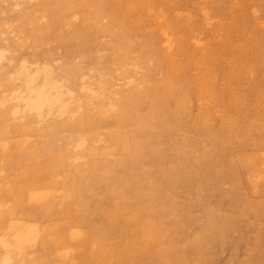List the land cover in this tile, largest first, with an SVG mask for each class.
<instances>
[{
	"label": "rangeland",
	"instance_id": "374dc122",
	"mask_svg": "<svg viewBox=\"0 0 264 264\" xmlns=\"http://www.w3.org/2000/svg\"><path fill=\"white\" fill-rule=\"evenodd\" d=\"M42 2L43 0H0V82L16 75L18 77L21 67L22 70H31L37 65L48 64L55 73L59 72L60 78L74 72L76 79H84L89 90H105H99L105 102L112 94L122 96L128 91L133 93L135 70L146 76V81L138 84L144 90L152 82L159 83L164 76V68L157 64V59L168 38L165 32H161L160 28L158 30L159 25L155 21V14L160 12L166 17L182 48L173 56L175 61L185 65L181 72L182 80L202 72L204 74L200 75L212 80L208 79L213 85L211 92L202 101L195 94L192 84H184L187 96L182 100L183 104L171 98L164 105L169 110L165 107L164 111L153 114L151 124H146L148 128L134 124V127L142 129L143 133L140 134L145 137V141L152 144L147 157L150 159V166L145 163L147 159L140 160V163L151 174L150 188L156 185V191L151 190L152 198L148 201L150 206L153 204L151 214L156 219L163 220L160 229L166 231L165 245H169L171 250L167 256L156 254L157 246H154L152 252H134L132 246H126L123 242L128 233L138 234V228L130 224L127 230L122 225V218L118 217L119 211L114 220L106 211L107 206L105 209L99 207L100 211H94L90 219L95 220L101 229L106 228L105 233L109 235L106 241L112 248L121 251L123 259L115 258L117 262H113L264 264V0H149L146 9L123 18L127 28L124 33L121 29L118 32L108 30L106 25L82 26L78 22V26L73 29H63L62 37L57 38L54 36L58 32L57 27L55 31L39 33L44 24L38 20L37 25L35 24L37 28L32 31L36 39L21 42L14 48L12 39L8 40L6 37L7 28L14 25L26 33L29 18L41 13ZM51 5L52 2L49 3ZM105 6L108 7V4ZM28 12L30 13L27 15ZM41 36L45 39H39ZM201 48L210 49L206 51V54L209 53L208 60ZM124 57H127L124 64H119V60ZM140 58H143L142 61ZM137 60L142 62V68H138ZM79 85L80 82L76 81L74 88ZM140 105L138 111L145 114L146 103ZM178 105H184L185 108L177 109ZM109 121H106L107 124L105 122L107 126L104 127L110 126ZM157 123L160 124L159 127L156 126ZM126 127L129 130L134 128L131 124ZM146 131L151 132L148 134ZM120 166L116 168L117 173H123L128 168L127 164ZM171 167L174 169L171 170ZM73 177L76 181L79 179V176ZM85 194L91 199L90 192ZM96 194V201H90L91 205L98 202V205L105 204L110 197L108 192H104V195L101 192ZM34 221L38 226L50 223L42 215H36ZM83 227V231L89 230L87 224ZM121 231L124 232L123 236L120 235ZM90 246L87 241L79 246L80 249L78 246L74 247L67 259L70 263H66L100 264L101 261L91 257ZM2 251L0 243V256ZM27 251L37 256L41 252V246L39 243L35 244ZM133 253L135 256H132ZM45 261V264H62L50 254H46L42 262ZM42 262L35 260L33 264Z\"/></svg>",
	"mask_w": 264,
	"mask_h": 264
},
{
	"label": "bare ground",
	"instance_id": "6f19581e",
	"mask_svg": "<svg viewBox=\"0 0 264 264\" xmlns=\"http://www.w3.org/2000/svg\"><path fill=\"white\" fill-rule=\"evenodd\" d=\"M50 2H52L51 6H49ZM148 2L149 0H43L41 13L35 14L37 17L29 18L27 32L13 25L12 28H7L6 37L8 40L12 39L11 43L14 44V48L21 42L35 40L36 36L33 37L32 31L37 28L35 24L38 20L44 24L39 33L55 31L57 27L58 32L54 34L57 38L62 37L63 29H73L78 24L82 26L106 25L108 30L118 32L121 29L124 33L127 28L124 26L123 18L146 9ZM106 4L108 7L105 6ZM148 11H150L149 8ZM155 17L156 20L152 19L159 25L158 30L160 28L168 38L166 46L157 59V64L164 68V76L159 83L152 82L144 90H141L138 84L146 81V76L135 70L133 93L128 91L122 96L112 94L105 102L99 92V90H105H89V85L86 86L84 79H76L74 72H69L60 78L59 72L55 73L48 64H36L37 66L30 68L31 70H22V67H18L20 68L18 77L15 74L16 76L7 81L0 82V243L3 249L0 264H33L35 260L42 262L46 254H50L62 264H67L71 250L77 246L79 248L87 241L91 244V257L101 261L100 264H115L117 258H122L121 251L115 250L106 241L109 236L106 234V228L101 229L95 220L90 219L94 211L105 209V206L109 209L106 211L114 220L117 219V211H119L118 217L122 218L124 221L122 225L127 230L130 224L138 228V234L128 233L124 239V245L132 246L134 252L137 251V253L142 250L152 252L154 246H157L156 254L168 255L171 249L169 245H165L164 240L167 233L163 228L160 229L163 220L160 221L151 214L153 204L150 206L148 201L152 198L151 190L155 189L156 185L150 188L151 174L140 163V160L147 159L150 155L148 151L152 144L145 141V137L143 138L140 134L142 129L134 127V124L136 123L141 128L146 124L150 125L152 115L164 111L166 107L164 105L171 98L183 104L182 100L187 96L184 88L187 84L193 85L200 101L205 99L203 97L208 92H211L213 85H211L210 78L200 75L204 74L203 72L193 75L190 79L182 80L181 72L185 65L178 63L173 57L175 53L182 50L180 43L163 13L155 14ZM23 24L20 25L23 26ZM39 39L42 40L45 37L41 36ZM208 48H201L206 58L209 54L206 53L210 50ZM126 58H121L119 64L123 65ZM140 59L142 61L143 58ZM141 61H136L138 68L143 66ZM76 81L80 82L78 88H74ZM143 103L147 106L145 114L138 111L139 105ZM181 108H185L184 105H178L177 109ZM166 110L169 108L166 107ZM106 121L111 123L109 127H104L107 126ZM128 124L133 125L134 128L127 129ZM158 125L160 124L157 123L156 126ZM151 126L153 128V125ZM145 135L147 136L146 133ZM149 160L147 159L145 163L150 166ZM122 164L128 165L127 170L117 173V167ZM172 168L171 170L174 169ZM73 176H79L77 179L80 183H77L78 180L76 181ZM86 192H90L91 199L87 198ZM98 192L102 194L108 192L110 195L108 201L106 200L105 204L101 201L102 204L98 205L100 203L98 202L91 205L96 201L94 198ZM103 197L101 199H104ZM36 215H42L50 220V223L43 226L35 225ZM85 224L89 229L87 231L82 230ZM123 233L120 235L123 236ZM38 243L41 246V252L34 256L27 250ZM133 254L132 256H135V253ZM45 263L46 261L41 264Z\"/></svg>",
	"mask_w": 264,
	"mask_h": 264
}]
</instances>
